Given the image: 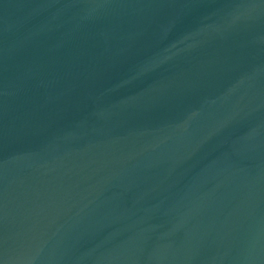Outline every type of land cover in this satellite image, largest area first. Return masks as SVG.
Returning <instances> with one entry per match:
<instances>
[{"label":"water","instance_id":"water-1","mask_svg":"<svg viewBox=\"0 0 264 264\" xmlns=\"http://www.w3.org/2000/svg\"><path fill=\"white\" fill-rule=\"evenodd\" d=\"M0 264H264V0H0Z\"/></svg>","mask_w":264,"mask_h":264}]
</instances>
